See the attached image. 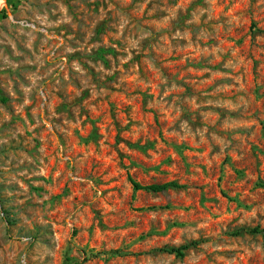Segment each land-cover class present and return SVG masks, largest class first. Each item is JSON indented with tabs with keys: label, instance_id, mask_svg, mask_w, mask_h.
Segmentation results:
<instances>
[{
	"label": "rangeland",
	"instance_id": "obj_1",
	"mask_svg": "<svg viewBox=\"0 0 264 264\" xmlns=\"http://www.w3.org/2000/svg\"><path fill=\"white\" fill-rule=\"evenodd\" d=\"M12 3L0 264H264V0Z\"/></svg>",
	"mask_w": 264,
	"mask_h": 264
},
{
	"label": "trees",
	"instance_id": "obj_2",
	"mask_svg": "<svg viewBox=\"0 0 264 264\" xmlns=\"http://www.w3.org/2000/svg\"><path fill=\"white\" fill-rule=\"evenodd\" d=\"M11 6H14L12 3V0H6V5H4L0 11V20L8 17L9 14L13 13V11L10 10ZM129 180L131 181V183L133 185V189L135 191L147 190V191H151V192H162V191H165V190L170 189V188H173V189L183 188V185H181L177 181H169V182H165V183H161V184L143 185V184L139 183L138 181L134 180L131 176H129ZM261 186H264V185H261ZM262 232L263 231L259 230L256 227V228H252V229L241 228V229H238V230L232 232V234L235 236H238V235H242L244 233H262ZM203 242L204 241L202 239H197V240H192L190 242L181 244L179 246L162 248L161 250L164 252L170 253V254H175L177 257H184L190 249L196 248L197 246H199ZM88 257L89 256L87 255V253H84V258H83L82 262L88 260ZM77 264H81V263L78 262Z\"/></svg>",
	"mask_w": 264,
	"mask_h": 264
},
{
	"label": "built area",
	"instance_id": "obj_3",
	"mask_svg": "<svg viewBox=\"0 0 264 264\" xmlns=\"http://www.w3.org/2000/svg\"><path fill=\"white\" fill-rule=\"evenodd\" d=\"M21 24L24 26H28V27H31V26L35 27L34 25H32L31 23H29L28 21H25V20L21 21ZM22 239H23V241L29 243V242H31L32 237L24 236ZM23 261H25V260H23Z\"/></svg>",
	"mask_w": 264,
	"mask_h": 264
},
{
	"label": "bare ground",
	"instance_id": "obj_4",
	"mask_svg": "<svg viewBox=\"0 0 264 264\" xmlns=\"http://www.w3.org/2000/svg\"><path fill=\"white\" fill-rule=\"evenodd\" d=\"M5 2H6V0H0V11L3 8Z\"/></svg>",
	"mask_w": 264,
	"mask_h": 264
}]
</instances>
